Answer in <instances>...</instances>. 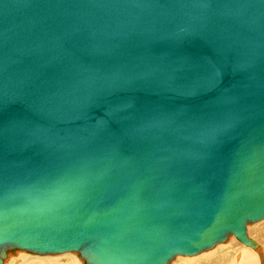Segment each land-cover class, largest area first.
Here are the masks:
<instances>
[{
	"label": "water",
	"instance_id": "water-1",
	"mask_svg": "<svg viewBox=\"0 0 264 264\" xmlns=\"http://www.w3.org/2000/svg\"><path fill=\"white\" fill-rule=\"evenodd\" d=\"M264 220V0H0V264H169Z\"/></svg>",
	"mask_w": 264,
	"mask_h": 264
},
{
	"label": "rangeland",
	"instance_id": "rangeland-1",
	"mask_svg": "<svg viewBox=\"0 0 264 264\" xmlns=\"http://www.w3.org/2000/svg\"><path fill=\"white\" fill-rule=\"evenodd\" d=\"M247 234L252 240L257 242V244L259 245V248L257 250H254L252 248H249L243 245L233 235H231L232 236V238L230 236L231 239L228 238L225 243L218 244L212 250L203 252L196 256L186 257L185 260L184 258L179 259L176 257L170 264H213L214 258L216 259V260L214 259L215 261L214 264H218V263L221 264L220 260L223 258L222 256L224 254L226 255V253H228L227 252L228 249H233L238 253V255L240 254L243 256L244 255L243 252L246 253L247 248H249L248 250H250V252L247 253V257L249 259L252 258V260L256 262L258 259V264H264V258H263V255H264V220L257 222V223L249 224L247 226ZM220 254L222 257L221 259L219 258ZM255 254L258 256L255 257ZM227 256H226V259L230 258L229 256L231 255L227 254ZM228 260L230 261V259ZM77 261L79 262L81 261L80 262L81 264H85L84 260L79 256L77 252H70V253L58 254V255H52V256L51 255L39 256L37 254L28 253L27 251L15 250V251L8 252L7 258L3 264H74V262H77ZM226 261L223 263L229 264L228 263L229 261L228 262Z\"/></svg>",
	"mask_w": 264,
	"mask_h": 264
},
{
	"label": "bare ground",
	"instance_id": "bare-ground-1",
	"mask_svg": "<svg viewBox=\"0 0 264 264\" xmlns=\"http://www.w3.org/2000/svg\"><path fill=\"white\" fill-rule=\"evenodd\" d=\"M247 235H248V234H247ZM233 236L238 240L237 236H235V235H233ZM248 237H249V236H248ZM228 238H230V236H229ZM228 238H227V239H228ZM231 238H232V236H231ZM231 238H230V239H231ZM249 238H250V237H249ZM250 239H251V238H250ZM226 241H227V240H226ZM226 241H225V242H226ZM238 241H239L240 243H242L240 240H238ZM225 242H224V243H225ZM230 242H231V241H230ZM230 242H229V243H230ZM234 243H235V242H234ZM256 243H257V242H256ZM221 244H222V243H221ZM242 244H243V243H242ZM226 245H227V244H226ZM243 245H245V244H243ZM245 246H246V245H245ZM258 246H259V245H258ZM247 247H248V246H247ZM249 248H250V247H249ZM249 248L246 249V250H247L246 253L243 252V254H244L243 256L240 255V254L238 255V253H237L235 250H233V249H228V250H227L228 253H226V255L224 254L225 256H224V255L222 256L223 258L221 257V254H220V256H219L220 259L222 258V259L220 260L221 264H222L223 262H225L226 260H228V259H230V261L228 260L229 262H228V261H226V262H228L229 264H258V259H257V262H256V261L252 260V258L249 259V258L247 257V253L250 252V250H248ZM213 249H214V248H213ZM252 249H253V248H252ZM254 250H255V249H254ZM256 250H257V249H256ZM69 253H70V252H69ZM222 253H224V252H222ZM64 254H65V253H64ZM227 254H230L231 256H229L230 258H227V259H226ZM37 255H38V254H37ZM48 255H50V254H48ZM56 255H58V254H56ZM198 255H199V254H198ZM217 255H218V253H217ZM39 256H45V255H39ZM51 256H52V255H51ZM195 256H196V255H195ZM210 256H211V255H210ZM257 256H258V255L255 254V257H257ZM186 257H192V256H177V258H179V259L184 258V260H185ZM214 257H215V256H214ZM224 257H225V258H224ZM227 257H228V256H227ZM6 258H7V256H6ZM6 258H4V260L2 261L1 264L4 263V261L6 260ZM208 258H209V257H208ZM263 258H264V255H263ZM174 259H175V258H174ZM174 259H173V260H174ZM214 259H215V258H214ZM214 259H213V264L215 263ZM224 259H226V260H224ZM231 259H232V260H231ZM254 259H255V258H254ZM173 260H172V261H173ZM208 260H209V259H208ZM215 260H216V259H215ZM75 261H76V260H75ZM172 261H171V262H172ZM186 261H187V260H186ZM200 261H201V259H200ZM211 261H212V260H211ZM80 262H81V261H80ZM80 262L77 261V262H74V264H81ZM171 262H170V263H171ZM188 262H189V261H188ZM170 263H169V264H170ZM218 264H220V263H218ZM223 264H224V263H223ZM226 264H227V263H226Z\"/></svg>",
	"mask_w": 264,
	"mask_h": 264
}]
</instances>
